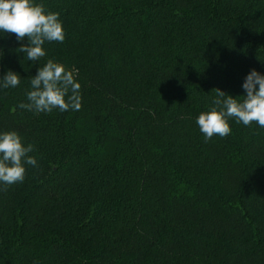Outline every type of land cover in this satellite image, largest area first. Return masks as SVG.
<instances>
[{
  "label": "trees",
  "instance_id": "trees-1",
  "mask_svg": "<svg viewBox=\"0 0 264 264\" xmlns=\"http://www.w3.org/2000/svg\"><path fill=\"white\" fill-rule=\"evenodd\" d=\"M63 43L28 61L0 33V132L34 145L37 166L0 185V264H264V128L196 120L215 89L242 99L264 75V0H35ZM48 59L74 73L81 108L35 113ZM258 87V86H257Z\"/></svg>",
  "mask_w": 264,
  "mask_h": 264
},
{
  "label": "clouds",
  "instance_id": "clouds-1",
  "mask_svg": "<svg viewBox=\"0 0 264 264\" xmlns=\"http://www.w3.org/2000/svg\"><path fill=\"white\" fill-rule=\"evenodd\" d=\"M0 33L13 34L17 41L27 38L28 43H21L18 51L33 62L46 56L45 42L63 43L65 39L59 13L47 11L42 3L35 0H0ZM3 54L0 49V57ZM20 80L18 73L8 70L0 78V88H15ZM30 84L31 90L26 93L28 102L20 103L18 107L21 109L41 113L81 108L80 84L74 73L52 59L38 68ZM242 87L246 92V95L239 96L242 99L215 89L214 106L207 112H201L196 120L206 140L213 136H228L232 130L230 118L245 126L255 123L264 128V75L252 69ZM34 150L33 144L25 146L16 131L0 132V185L23 182L25 165L37 166L36 158L29 155Z\"/></svg>",
  "mask_w": 264,
  "mask_h": 264
}]
</instances>
